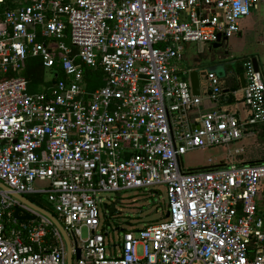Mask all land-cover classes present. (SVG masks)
<instances>
[{
	"label": "built area",
	"instance_id": "obj_1",
	"mask_svg": "<svg viewBox=\"0 0 264 264\" xmlns=\"http://www.w3.org/2000/svg\"><path fill=\"white\" fill-rule=\"evenodd\" d=\"M261 1L0 0V181L46 196L72 239V264H264V160L242 162L230 149L228 161L183 165L192 149L254 135L264 74L247 58V116L202 109L193 126L203 96L180 68L189 43L232 38ZM30 57L53 74L36 92L22 74ZM84 65L104 71L91 92ZM207 83L219 103L222 79L211 72ZM160 185L164 221L124 230L119 241L102 231L101 207L112 213L123 192ZM17 207L36 219L18 220ZM0 264H68L52 222L1 188Z\"/></svg>",
	"mask_w": 264,
	"mask_h": 264
},
{
	"label": "rangeland",
	"instance_id": "obj_2",
	"mask_svg": "<svg viewBox=\"0 0 264 264\" xmlns=\"http://www.w3.org/2000/svg\"><path fill=\"white\" fill-rule=\"evenodd\" d=\"M228 43H223L221 47L213 48V44L192 42L186 47V60L184 65H193L196 57L201 59L202 66L207 69H215L217 58L225 50H229ZM230 51V50H229ZM230 52L228 56L230 57ZM226 56V55H225ZM240 58V57H238ZM236 58V59H238ZM234 69H228L227 74L224 77L225 80H229L233 76ZM53 78L52 71L48 68H44L43 72V84L41 88L46 87L47 80ZM262 126H258V130ZM257 133V132H256ZM247 142L241 140L240 142ZM236 143L223 145V146H212L205 148H195L188 151L183 156L184 168H198L206 167L212 163H217L221 159L229 160V150L236 147ZM29 198H34L36 202H39L43 206L47 207L51 212L56 215V212L51 204L46 201V196H35L26 195ZM102 196L106 199V202L110 203L111 200L115 199V194L103 192ZM168 195L164 185L157 187H148L141 189H131L123 192L121 201L117 203L116 211L112 213H105L100 208V218L102 221V231L110 233L109 237L111 240L116 239L119 241L123 237L124 230L140 229L151 223H159L166 219L168 210ZM84 231V237L86 236Z\"/></svg>",
	"mask_w": 264,
	"mask_h": 264
},
{
	"label": "crops",
	"instance_id": "obj_3",
	"mask_svg": "<svg viewBox=\"0 0 264 264\" xmlns=\"http://www.w3.org/2000/svg\"><path fill=\"white\" fill-rule=\"evenodd\" d=\"M229 45L230 60H236L238 57L253 58L255 55H263L264 53V0L260 2L257 8L252 10L251 14L241 20V31L235 36L229 39L227 42ZM211 45V44H210ZM186 54L184 60L180 63L181 69H190L192 67H202V61L196 57L193 65L185 66ZM261 72L264 74V58H262ZM233 76L229 80L222 79L224 87V95L219 103H215L210 100L208 94V83L202 81L201 83V95L203 96V102L200 108L193 109L189 113V120L193 126H198L200 122V110H207L212 108L221 107L229 111H236L241 117L248 115V110L244 104L243 92L240 78L232 73ZM237 87L236 89H232ZM258 126H262L258 130ZM254 135L245 136L242 140L247 142H238L236 147L232 150H241V153L236 157L242 162H254L264 160V123L257 125L254 128ZM257 132V133H256ZM221 159L219 161H224ZM263 201V197L260 202ZM259 202V203H260ZM260 211L262 209L260 208Z\"/></svg>",
	"mask_w": 264,
	"mask_h": 264
},
{
	"label": "water",
	"instance_id": "obj_4",
	"mask_svg": "<svg viewBox=\"0 0 264 264\" xmlns=\"http://www.w3.org/2000/svg\"><path fill=\"white\" fill-rule=\"evenodd\" d=\"M229 37L223 36L222 34L219 33L218 35V40L213 44V48H218L223 45V43L229 42ZM229 51H225L224 55H228ZM262 58H264V53L263 55H255L252 58L253 66L255 71H260L261 70V63H262ZM217 63L215 64V69H207L205 66H200V67H192L189 69V75H190V80L193 88V92L195 94L200 95L201 94V83L202 81L208 82V74L211 72H215L218 77L224 78L227 74L228 69H234L233 73H235L241 81V86L245 87L246 86V57H240L236 60H230V61H224L222 58H217ZM201 61V59L199 60ZM52 80V79H51ZM50 79L47 80V82L51 81ZM223 164V163H222ZM207 167V166H206ZM0 188L3 190L9 191L14 197H16L18 200H20L22 203L28 205L31 207L34 211L39 212L43 215H45L51 222L52 224L58 229V231L61 233L66 246H67V263L72 264L73 262V251H72V239L63 226L62 222L60 219L50 210L46 209L45 207L41 206L40 204L34 202L31 200L29 197L22 195L18 192L12 191L7 185H5L3 182L0 181ZM121 193H117V197H120ZM120 202V199L118 198L116 202L112 203L110 207V212H115L116 211V204ZM168 215V214H167ZM15 217L18 220L22 221H27V220H35L36 219V214H32L29 211L25 210L22 207H17L15 210ZM81 252L80 249L77 248V258H80Z\"/></svg>",
	"mask_w": 264,
	"mask_h": 264
},
{
	"label": "trees",
	"instance_id": "obj_5",
	"mask_svg": "<svg viewBox=\"0 0 264 264\" xmlns=\"http://www.w3.org/2000/svg\"><path fill=\"white\" fill-rule=\"evenodd\" d=\"M68 32H69V29L66 30V33ZM66 42L71 44L69 37L66 38ZM84 68H85V80L87 82V90L89 92L95 90L96 88L104 84L103 68L101 67L90 68L85 65H84ZM43 72H44V66L42 64L41 59L37 57H30L22 74L29 79V86H30L31 91L36 92L42 89L41 84L44 83L43 82ZM59 77L65 78V75L63 74V72L59 71ZM48 85L49 83H46V86ZM236 88L237 87H233L232 89H236ZM30 199L36 202L34 198L33 199L30 198ZM36 203L40 204L39 202H36ZM40 205L43 206L42 204ZM45 208L48 209L47 207ZM259 208H261L262 211H264V195H263V201L259 203Z\"/></svg>",
	"mask_w": 264,
	"mask_h": 264
},
{
	"label": "flooded vegetation",
	"instance_id": "obj_6",
	"mask_svg": "<svg viewBox=\"0 0 264 264\" xmlns=\"http://www.w3.org/2000/svg\"><path fill=\"white\" fill-rule=\"evenodd\" d=\"M225 51H229V50H225ZM224 51V52H225ZM220 58H222L224 61H227L228 59H229V56L228 55H223V53L220 55ZM116 206H117V204H116Z\"/></svg>",
	"mask_w": 264,
	"mask_h": 264
}]
</instances>
